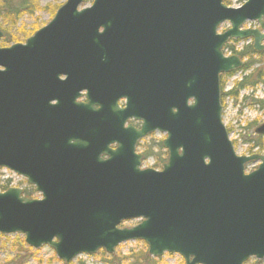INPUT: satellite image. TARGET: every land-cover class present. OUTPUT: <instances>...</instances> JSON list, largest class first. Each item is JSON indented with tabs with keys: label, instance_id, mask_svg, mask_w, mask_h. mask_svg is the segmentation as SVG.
Wrapping results in <instances>:
<instances>
[{
	"label": "water",
	"instance_id": "1",
	"mask_svg": "<svg viewBox=\"0 0 264 264\" xmlns=\"http://www.w3.org/2000/svg\"><path fill=\"white\" fill-rule=\"evenodd\" d=\"M86 1L67 0L26 42L0 46V167L28 176L43 196L0 191V233L23 234L33 248L49 245L66 263L101 248L114 253L128 240L144 241L154 257L178 253L185 264L264 259V155L237 154L223 122L220 79L245 65L240 55L224 54L230 39L252 38L255 50L264 49V0L239 7L93 0L81 8ZM248 20L260 27L242 29ZM225 21L231 26L218 33ZM122 46L149 73L148 106L140 130L127 128L134 139L105 150L104 159L71 142V123L50 104L44 81L63 62L104 70L109 49ZM66 93L58 85L56 96ZM154 130L167 133L168 161L161 170L142 169L135 142ZM255 131L263 134L264 122ZM133 219L140 221L120 227Z\"/></svg>",
	"mask_w": 264,
	"mask_h": 264
},
{
	"label": "rangeland",
	"instance_id": "2",
	"mask_svg": "<svg viewBox=\"0 0 264 264\" xmlns=\"http://www.w3.org/2000/svg\"><path fill=\"white\" fill-rule=\"evenodd\" d=\"M246 0H228L227 5L238 7L241 6ZM66 2V0H39L40 8L32 15L23 16L14 28L9 30V33L18 37L19 40L8 42L3 44L0 38V46H9L12 43L25 42V40L32 35L30 32L35 31L36 28L44 26L53 17L52 7L60 6ZM92 0H89L87 4H90ZM2 21L0 20V28L3 30ZM6 26V25H5ZM244 27H259V24L255 21H248ZM230 23L225 21L220 27L219 32H223ZM264 45V41L262 42ZM226 54L231 55L240 51L250 52L248 46L253 45L252 39H231L228 43ZM256 52V51H255ZM241 56V55H240ZM244 61H248L252 58L255 60L251 69L244 71L237 69L227 75H222L221 82L224 85V90L229 91L233 88L235 81L242 79L245 75L250 73L254 68L261 66L264 61V50L257 52L253 55L241 56ZM261 62H256V61ZM264 101V84H260L257 87L247 88L240 92L238 98L234 96H222L223 105V122L226 125L230 138L234 142L235 150L239 155H251L254 153L264 155V135L261 139H258L256 128L264 122V104H259L255 101ZM166 137V133L162 131H156L152 136H149L144 140L143 146L139 151L149 152L148 156L144 157L143 167H152L161 170L163 161L166 160L167 151L165 148H161L163 139ZM153 142V143H152ZM262 142L263 148L259 146L255 147L256 143ZM148 143H152V148H146ZM152 151V152H150ZM260 161H251L246 167V171H252L259 165ZM22 186V178L16 176L12 172H8L4 168H0V186L1 185ZM0 191L2 189L0 188ZM39 195L38 193H34ZM30 196V195H29ZM38 197V196H36ZM138 222V220L127 221L122 224V227H132ZM29 247L27 254H24L23 250ZM139 249L148 250V246L145 242L140 240H128L120 243L115 251V259L110 264H127L130 259L128 257ZM102 250H99L96 254H81L78 255L71 264H107L103 260L101 254ZM107 257V255H106ZM157 264H185L183 257L178 253H164L163 256L155 258ZM55 254L53 248L48 245H44L40 248H33L25 242V236L23 234H2L0 233V264H63ZM69 263V264H70ZM245 264H264V259H249Z\"/></svg>",
	"mask_w": 264,
	"mask_h": 264
},
{
	"label": "flooded vegetation",
	"instance_id": "3",
	"mask_svg": "<svg viewBox=\"0 0 264 264\" xmlns=\"http://www.w3.org/2000/svg\"><path fill=\"white\" fill-rule=\"evenodd\" d=\"M124 17L132 18V15H124ZM100 30H105L104 26H100ZM108 58L109 62L105 69L99 71L95 70L94 62L85 65H79L78 62H63L61 65L64 64L66 68L58 71L59 74L55 78L47 76L48 79L44 81L51 85L54 94L49 101L50 104L56 105L57 112L64 114L71 123L69 127L71 142H78L84 147L87 146L89 150H98L104 159L109 158L105 150L117 149L128 138L134 139L133 136L128 135L131 131L127 128L140 130L143 120L139 116L148 106L147 98L144 99V96L145 81L149 73L143 70L141 62H134L125 53L123 46L119 49L110 48ZM87 73L88 76L84 77ZM58 85L61 92L67 91L66 95L56 96ZM78 86L82 88L75 96L71 91ZM156 131L158 130L136 139L135 152L142 154L143 160L148 156L147 149L143 152L139 150L144 140ZM152 143H148L146 148H152ZM167 159L168 155L162 167ZM20 178H22L21 189L24 194L32 198L41 196L34 194L42 192L29 181L28 176Z\"/></svg>",
	"mask_w": 264,
	"mask_h": 264
},
{
	"label": "trees",
	"instance_id": "4",
	"mask_svg": "<svg viewBox=\"0 0 264 264\" xmlns=\"http://www.w3.org/2000/svg\"><path fill=\"white\" fill-rule=\"evenodd\" d=\"M59 6H54L52 7V15L55 14L57 8ZM40 8L39 0H0V20L2 21L3 26V31H4V38L1 39V42L3 44H6L8 42H13L16 40H19L17 36L12 35L9 33V30L13 29L15 24L25 15H32L35 13ZM6 25V26H5ZM38 28L35 29V31ZM35 31L30 32V34L34 33ZM249 51L246 53L244 50L237 52L241 56L244 55H253L257 52L254 51L253 46L250 45L248 46ZM236 53V52H235ZM255 60L252 58L248 61H246L245 66L242 68V70L247 71L251 69L253 66V63ZM256 62H261V61H256ZM264 65V61H262L261 66ZM232 74V73H231ZM260 84H264V73H263V67H257L254 68L250 73L245 75L242 79L235 81L234 86L231 90L225 91L224 90V85L221 82V98L222 96L225 98L227 96H234L236 99L238 98L240 92L244 89L252 88V87H257ZM259 104H264V101L259 99L255 101ZM258 139H261L263 135H257ZM259 146L261 149L263 148V143L259 142L255 144V147ZM162 148V145H160ZM152 152V151H150ZM149 152L147 151V155ZM8 186L7 185H1V189H6ZM27 195V194H26ZM24 252V254H27L28 250H31V248L26 247L24 250L20 248ZM103 256V260L107 263L110 264L113 262L111 260L112 258L115 259L116 255L115 254H108L105 251L101 252ZM107 255V257H106ZM130 261L127 264H157V261L155 257H152L149 253L148 250L144 249H139L137 252L133 253L128 257V260ZM63 264H68V263H63ZM71 264V263H70Z\"/></svg>",
	"mask_w": 264,
	"mask_h": 264
}]
</instances>
